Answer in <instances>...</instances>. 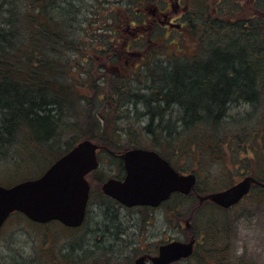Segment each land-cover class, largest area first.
Instances as JSON below:
<instances>
[{"label":"trees","instance_id":"trees-1","mask_svg":"<svg viewBox=\"0 0 264 264\" xmlns=\"http://www.w3.org/2000/svg\"><path fill=\"white\" fill-rule=\"evenodd\" d=\"M244 1L245 8L252 3ZM148 2L0 0V156L12 150L19 153L11 170L23 164L26 168L17 181L43 172L48 164L29 174V168H36L40 161L55 162L61 147L55 155L48 156L47 152L61 143L64 134L76 129H82V139L72 138L64 155L83 140L102 145L107 155L108 151L120 154L125 150L115 141L118 133H110L111 120L99 109V103L105 104L102 91L106 85L113 92L106 101L118 105L115 119L123 120L125 116L129 122L125 133L144 137L145 130L157 148L178 143L176 153L163 152L173 156V163L177 152L182 151L183 141L195 146V154L220 158L224 153L219 144L230 141L234 157L253 151L257 160L264 162V0H255V18L244 13L215 17L209 11L204 15L198 12L190 23L198 51H191L182 60L168 57L148 62L152 64L151 73L141 77L145 88L136 89L132 84L125 87L120 78L112 75L107 79L100 65L117 58L114 51L124 23ZM87 90H94L93 98L84 94ZM244 105L250 107L248 114L232 115ZM132 144L147 148L138 140ZM202 162L205 169L206 163ZM253 176L264 182V175ZM196 191L206 195L215 189L198 180ZM254 196L263 202L264 189H258ZM190 200L178 196L179 211ZM191 204L199 206L198 199ZM209 212L208 218L223 214L226 221L239 216H230L232 213L214 206ZM212 221L219 233L222 221ZM207 222L199 231L209 225ZM112 224L104 233L94 235L93 241L101 244L105 239L107 244L112 240L114 218ZM83 245L86 243H78V252H82Z\"/></svg>","mask_w":264,"mask_h":264},{"label":"flooded vegetation","instance_id":"flooded-vegetation-1","mask_svg":"<svg viewBox=\"0 0 264 264\" xmlns=\"http://www.w3.org/2000/svg\"><path fill=\"white\" fill-rule=\"evenodd\" d=\"M150 2L146 3L143 8L137 10L134 14L131 15L132 19H127L124 23V26L122 27L123 34L121 36H125V39H123L121 45H117L114 52L117 58L113 60H109V63L101 64L106 70L107 74L105 77L107 79H110V77L113 75L117 78H120L122 82L124 83L125 87L129 85L131 82H139L142 86L141 78L138 79L140 76L142 77L143 69L146 66V63L150 60L149 55L151 53H157L159 47L161 49L163 47H167V45H163V42H166L171 35L172 32L177 33L180 37H184L185 34L190 31L191 29V21L194 20L197 13L199 12L198 7L199 3L193 4L192 0H149ZM216 5L214 8H212V11L210 12L212 16H218V17H224V15H229L231 12H234V14L237 13V16L241 14L242 11H244V7L246 6V2L244 0H216ZM253 2V8L257 11L255 8V0H252ZM252 5V4H251ZM243 6V7H242ZM243 14V13H242ZM223 15V16H222ZM250 17H257L258 12L256 14H250ZM251 19V18H250ZM130 33L132 36L129 37L127 34ZM162 37H167L166 39H161ZM145 42L148 43V46H154V49L152 51H149V48L147 46L145 47ZM178 42H181L180 40H173L170 42L169 47L172 46V44H176ZM163 45V46H162ZM174 47V46H173ZM178 47V46H177ZM176 48V47H175ZM169 49V48H168ZM108 57L107 59H111ZM169 57L172 58H178L179 56L177 54H174L170 50ZM159 59H153L154 62ZM113 61V62H111ZM133 85V84H132ZM135 88V87H134ZM137 89V87H136ZM147 149V150H153L156 151L161 158L166 160L170 163L175 169L178 170L176 165L171 161V158L167 156L166 154H163V152L160 151V149H148L143 148L139 146H128L125 148V150L117 154L112 151H108L110 153V158L113 159L116 158L121 163H119L120 172L117 176L109 178V179H117L123 181L125 179V176L127 174L126 167H125V160L123 159V154L129 151V149ZM106 151L101 149L99 151L100 154H105L108 156ZM10 155V160L13 163H16V158L13 156L12 153H8ZM100 159V158H99ZM101 162V161H100ZM112 162V161H111ZM116 162V161H115ZM113 166L115 164L113 163ZM3 171L5 174L12 172L11 169H4ZM96 172V171H95ZM13 173V172H12ZM94 174V172L92 173ZM91 174V175H92ZM107 179L106 181H108ZM23 181V180H22ZM18 181L16 178H14L13 181H10L9 183H4L0 181V186L10 188L14 185H16ZM99 184L102 181H97ZM100 191L101 195L104 197L102 203H95V207H98L97 209H94V206L92 205V199L89 200L88 206H87V212L84 222L80 227L77 228H68L65 225L59 223V222H50V223H40L35 222L28 218L27 216L19 213L14 212L12 213L7 220L3 223V225L0 228V238L3 237L6 234L8 236V244H0V249H4L1 245H5L9 249V257L8 261H6L4 264H104V261L102 259L103 253L106 251H102L107 249L105 247V239H103L104 242H102L99 246L98 243H95L92 241L88 245L89 248L83 249L82 252H78V243L81 242L83 239L87 238V235L90 233V236L92 237V240L94 239V235L97 236V234L104 233L105 230H107V227L113 226V218L115 219L116 223L118 222L119 225H117L114 229V237L113 240H118L124 242L129 241V244L132 246L131 249L134 250L135 246V239L134 237L131 238V236H135L138 234L137 232L130 233L129 229L131 227L137 228L139 230V224L138 219L136 217H131L129 220L131 221V226H125V211H132L137 210L140 214L139 217L145 221H148L150 219L151 221L155 219V215H159L160 213H174L176 215L180 214L178 212L180 205L173 206L174 203H177L178 196H181L185 200H190V197H196L199 201V206H195L193 209H191V215L190 219L185 222L186 230L185 234L187 236L184 237H169L168 239H165L163 241H160L156 244H149L146 243L145 239L141 240V245L135 249L138 250L136 252V258L133 263L130 262V264H136L137 260L140 258H145L144 264H154L153 258L158 257L160 255V249L163 246H168L174 242H182V243H190L191 241H194V251L193 254L185 259L173 262L171 264H179L182 261H188L192 258H196L198 260L203 261V264H254V260H247L244 259L242 261L244 254V250L239 255V249H240V236H239V228H236V225L233 224V221L230 219L229 221L223 220L219 224V228L221 229L218 233L217 227H215V222L210 221L202 230L199 231V227H196L194 225V214L199 210L207 207H215L221 211L232 213L235 209L240 207V205H235L232 207H222L219 205H216L210 200H204L201 201V196L197 191L196 187L189 195H183L182 193L173 192L170 197L163 201L159 206L153 207V206H137V207H126L123 204H120L117 200L108 197L104 195L102 191V186ZM14 184V185H12ZM260 188L264 189V185H261ZM192 198V199H194ZM99 204V205H98ZM182 207V206H181ZM184 207V206H183ZM183 209V208H182ZM183 211V210H182ZM181 211V212H182ZM193 216V217H192ZM101 219L100 222H98V219ZM236 222L239 221L238 216L234 217ZM20 219L23 222H26L29 227V231L27 234L29 235V238H27L25 243L16 241L17 233L23 232L22 229H18L17 225L19 224L18 221ZM107 221L108 224L102 226L101 223ZM111 222V223H110ZM59 224L60 227L66 228L71 232V229H74L75 231L81 232V238L77 243L73 242V237L70 238H64L63 245L58 246L56 248L53 245L54 240L51 241L50 236V225L51 224ZM148 223V222H147ZM156 223V222H155ZM168 224L171 226L173 223L171 221V217L168 220ZM101 225V226H100ZM116 225V224H115ZM154 225V223H152ZM85 231H82L84 230ZM178 229V226L176 227ZM175 229V230H176ZM217 230L216 233L214 230ZM104 230V231H103ZM119 230V231H117ZM141 230V226H140ZM198 230V231H197ZM98 231L100 233H98ZM144 231V228H143ZM177 231V230H176ZM40 234L38 235V233ZM60 236H63L61 233H59ZM216 234V235H213ZM103 235V234H102ZM129 236L131 238L128 240H125V236ZM123 240H122V239ZM10 239V240H9ZM67 239V241H66ZM66 241V242H65ZM75 244L77 246H75ZM108 246V243L106 244ZM125 246H128L125 244ZM20 247V251L16 252V249ZM78 247V248H77ZM105 249H104V248ZM202 247L203 252H201L200 248ZM55 248L58 250L59 256H55V253H52V249ZM245 249V248H244ZM16 252V253H15ZM77 252V253H76ZM10 253L11 256H10ZM88 259L86 262L82 263L83 256L87 257ZM212 255L216 256V261H208L206 257L211 259ZM206 256V257H205ZM108 259L106 260L107 264H110L111 255L107 254ZM102 259V262H101ZM2 258L0 255V264ZM125 260V257H124ZM50 261H53L54 263H51Z\"/></svg>","mask_w":264,"mask_h":264},{"label":"rangeland","instance_id":"rangeland-1","mask_svg":"<svg viewBox=\"0 0 264 264\" xmlns=\"http://www.w3.org/2000/svg\"><path fill=\"white\" fill-rule=\"evenodd\" d=\"M193 4L195 5L196 3L198 4V7L200 9L199 12L204 15L205 13H207L208 11L211 12L212 8L215 7L216 5V0H192ZM253 2V1H252ZM252 5H249L247 8L244 7V11L241 12L240 15H242V13H244L245 16H249V14H256L257 11L254 10L253 8V3H250ZM243 7V6H242ZM129 37H131L132 35L130 33L127 34ZM167 37H162L161 39H166ZM123 39H125V36H119L118 37V42L117 45H121ZM181 42H178L177 45L176 44H172V46L169 47V44L171 41L173 40H180ZM194 40L195 37L193 35V32L188 31L184 37H180L177 33L172 32L171 35L169 36L168 40L166 42H163V45H167V47H163L161 49V47H159L160 49H158L157 53H151V55H149L150 60L148 62H153V59H166L168 60L169 57V52L170 50L172 52H174V54H177L179 57L177 58L178 60H182L183 57H185V55H188L191 53V51L194 53V51H198L199 46H196V50H195V45H194ZM162 45V46H163ZM147 46V48H149V51H152V49H154V46H148V43L145 42V47ZM174 46V47H173ZM178 46V47H177ZM176 47V48H175ZM169 48V49H168ZM148 62L146 63V66L143 69V73L142 76L143 78L145 77V75L149 72L151 73V71L149 70V68H152V64ZM154 73V72H152ZM141 76L136 79V80H140ZM145 83V82H144ZM130 84H133L134 86H136L137 88H145L146 84H144L145 86H141V84L139 82H131ZM85 92L84 94H86V96H88V98H93L94 96V90ZM103 95L105 96V99L107 100V98H111L112 96V88L111 86H107L105 87V90L102 91ZM105 93L107 94V97L105 95ZM146 94V93H144ZM104 100L105 104H100L99 103V109L101 110L102 114L107 116L108 120H111L112 124V129H111V134L115 136H117V139L115 140L117 142V144L119 145V148L125 149L126 147H128L129 145L132 144L133 140H138L140 141L145 147H150L148 149H160L161 152L166 151L169 155H171L169 152L174 151L176 153V148H177V144L175 142L169 144L168 146H163V147H159L157 148L156 145L151 143V139H150V135L147 134V131H143V136L140 137V133H136L137 135L135 136H128V134L125 133V128H127L128 123L127 120L125 121V116L123 118V120H121V118L118 119V121L115 119L117 112L115 111V109L118 107V105H116L115 103L112 104V102H108ZM101 102V101H100ZM250 107L248 105H244L242 110H238L236 109L235 111H232V115H236V114H242L245 113L248 114ZM110 110L113 113H110ZM140 111L142 112L141 109H139V113ZM137 115V112H136ZM136 115L133 113V117H136ZM140 115V114H139ZM114 117V119L112 120V118ZM130 118V117H129ZM72 121V120H71ZM70 121V123H71ZM117 126H118V131H117ZM111 128V127H110ZM144 129L146 127H143ZM110 130V129H109ZM108 130V131H109ZM114 130V131H113ZM82 129H76L74 130V132H68L66 134H64V136H62L61 138V143L57 144L55 146L51 147V150L49 152H47L48 156H52L55 155L57 153L60 152V150H62L60 155H56L54 158L56 157H61L62 155H64V152L66 151L67 147L66 144L69 143L72 138H75L77 140H81L82 139ZM139 134V135H138ZM149 135V136H148ZM81 137V138H80ZM97 142V141H96ZM241 144H243V141H240ZM187 142L183 141L182 142V151L177 152V157L175 156L174 158V163L181 168L182 171H186L187 173H192L190 170H195V173H199L198 178L199 181L202 184H207L209 185L212 189H215V191H220L223 189H226L227 186H231L234 185L236 183H238L239 181H241L245 176L247 175H253V173L255 175H258L260 177H263L264 175V162L260 163L259 160H257V156H255L252 153H248L243 157H239V155L235 156V153H233L231 151L230 147H234L233 144L230 141H226L222 144H219V147L221 148V153H224V155L222 154V158H220L217 155H210L209 154H205L204 156L195 154L193 149L195 146H193V144H185ZM190 145V146H189ZM195 145V144H194ZM231 145V146H230ZM230 146V147H229ZM59 147L60 150H59ZM16 150V149H14ZM178 150V148H177ZM10 153L13 154V156L16 158L15 160H17V155H19V153L17 151H11ZM165 153V154H167ZM167 154V155H168ZM226 156V157H225ZM173 157V156H170ZM49 158H53V157H49ZM57 158V159H58ZM100 161H101V166L100 168L97 170V172H95L94 174L89 176V180L93 183L92 184V190L94 191L93 195H92V205L94 206V209H97L98 211V207H95V203H102L103 202V196L100 194L97 189L101 188V184H99L97 181L101 180L102 182H105L107 179L115 177L119 174L120 172V168L119 166V161H116L110 156H106L105 154H100L99 155ZM206 163V167L205 169H203V162ZM112 161V162H111ZM54 162V161H53ZM52 162V163H53ZM41 164H39L36 168H29V174L34 175L36 173V171L39 169L40 165L42 166H46V168L44 169V171L52 164H49V162L47 160L45 161H40ZM113 163L115 164V166H113ZM235 164V165H234ZM15 165V163H13L10 160V155H4V156H0V181L4 182V183H9L10 181H13L14 178L17 179V177L22 176V173L24 171L25 165H21L15 167V169L13 170V173L10 171V173L5 174L3 171L4 169H11L13 168V166ZM236 165H239V168L235 167ZM28 168V167H27ZM247 170V171H244ZM43 171V172H44ZM200 171H204L203 174L202 172L200 173ZM43 172L37 174L34 177H30V178H26V179H31V178H35V177H39ZM247 172H250V174H246ZM24 179V180H26ZM22 180H18V182H20ZM17 183V182H16ZM14 185V184H12ZM261 189L260 187H256L252 193L250 194L249 197L246 198V200L240 205V207H238L237 209H235L234 211H232V215L239 214L238 219L239 221L236 222L234 217H231V220L233 221V224L236 225V228H239V236H240V249L239 255L236 256H240L241 252L244 250V254L245 256H243L242 261H244V259L247 258V260L251 259L254 260V264H264V201L259 203L258 200H256L254 193L258 190ZM196 199H191V202L186 201L184 204V207H182L183 209L180 210V214L176 215L174 213H160L159 215H155V219H153L152 221L150 219H148V221H145V218H143L144 220H142L139 217V212L135 209V210H130V211H125V226L130 227L131 226V221L129 220L131 217H136L138 219V224L141 226V230H140V226H139V230L137 228L131 227L129 229L130 233L132 232H139L138 234H136L135 236H131V238L134 237L135 244L133 246H135L134 248L136 249L137 247H139L141 245V240L145 239L146 243L149 244H156L160 241H163L165 239H168L169 237H173V238H177V237H184L187 236L185 233L186 230V226H185V222L187 220L190 219V215H191V209H193L196 205H192L191 203H195ZM188 203H190L189 207H185V205H188ZM98 204V205H99ZM180 203H174L173 206H176ZM192 205V206H191ZM210 211V207L207 208H203V209H199L195 215H194V225L196 227H199L202 225H205V223L207 222V219H211V220H219V221H223L226 220V217H224L223 214H215L216 217H211L208 218V214L207 212ZM210 213V212H209ZM171 217V221H172V225L170 226L168 224V220ZM193 217V216H192ZM219 217V218H217ZM100 218L98 219V222H100ZM148 222V223H147ZM156 222V223H155ZM18 229H22L23 232H18L17 233V238L16 241L18 240L19 242H23L25 243L26 239L29 238L30 234H27L28 231L30 230L29 227L27 226L28 224L26 222H23L21 219L20 221H18ZM111 223V222H110ZM152 223H154V225H152ZM108 222L104 221L101 223L102 226L107 225ZM100 225V226H101ZM119 225V223L117 222L115 227ZM178 226V229H176V227ZM144 228V231H143ZM177 231H176V230ZM82 231H85L82 230ZM114 232V229L112 230ZM119 231V230H117ZM198 231V230H197ZM38 233V235L40 234V232H36ZM61 233L63 234H68L71 235L73 237V242L77 243L80 238H81V232L80 231H75L74 229H71V232L66 229V228H62L60 227L59 224H51L50 225V236H51V241L54 240L53 245L56 248H58V246L63 245L64 242V238H70L71 236L68 235H63L60 236ZM98 233H100L98 231ZM9 235V234H6ZM4 235L3 237L0 238V244H8V236ZM100 236L98 241L100 240ZM131 238L129 236H125V240H128ZM66 239V241H67ZM122 239V238H121ZM10 240V239H9ZM123 240V239H122ZM17 241V242H18ZM65 241V242H66ZM92 237L90 236V233L87 235V238L83 239L81 242H85L86 245H83V249H87L89 248L88 245L90 243H92ZM80 242V243H81ZM108 246L107 249L102 250V251H106L103 253L102 259L104 261V264L106 263V260L108 259L107 254L111 255V258L113 260H111L110 264H130L134 262L136 256V252L138 250L135 251L131 249V245L129 244V241L126 242L125 244L128 246H125L124 242L119 241L118 240H108L107 241ZM58 245V246H57ZM4 249H0V255H1V262L2 264H4L6 261H8V257H9V249L5 246V245H1ZM75 246H77L75 244ZM86 246V247H84ZM100 246V243H99ZM131 246V247H130ZM245 248V249H244ZM201 252H203L202 247L200 248ZM20 251V247H18L16 249V252ZM15 252V253H16ZM55 253V256H59L58 250L53 248L52 249V253ZM12 253H10L11 256ZM88 255L87 254L85 256H83L82 258H84L82 260V263L86 262V260L88 259ZM211 259L206 257L208 261H212L215 262L216 261V256L217 255H212L211 254ZM125 257V260H124ZM101 259V262H102ZM51 263H54L53 261H50ZM179 264H203V261L198 260L196 258H192L188 261H182Z\"/></svg>","mask_w":264,"mask_h":264},{"label":"water","instance_id":"water-1","mask_svg":"<svg viewBox=\"0 0 264 264\" xmlns=\"http://www.w3.org/2000/svg\"><path fill=\"white\" fill-rule=\"evenodd\" d=\"M101 146L83 140L57 160L41 177L21 182L11 188L0 186V227L15 211L35 222L60 221L68 227L80 226L86 216L90 197L87 175L99 167L97 151ZM126 167L124 181L111 179L103 192L127 207L159 206L173 192L189 195L195 188V174L181 175L169 162L151 150L132 149L123 154ZM247 176L234 186L201 197L228 208L246 196L257 183ZM194 241L174 242L160 249L154 264H171L192 255ZM145 258L136 264H144Z\"/></svg>","mask_w":264,"mask_h":264}]
</instances>
